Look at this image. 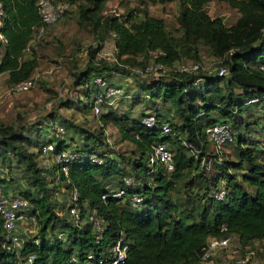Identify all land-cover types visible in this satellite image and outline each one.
<instances>
[{
	"label": "trees",
	"instance_id": "16d2710c",
	"mask_svg": "<svg viewBox=\"0 0 264 264\" xmlns=\"http://www.w3.org/2000/svg\"><path fill=\"white\" fill-rule=\"evenodd\" d=\"M69 1H79L76 24L92 37V43L86 47L84 65L72 74V84L83 96V100L75 96V104L83 110L90 109V96L94 90L90 79L94 74L110 70L122 75L130 73L123 65L144 66L149 50L154 48L163 50L164 54L157 60L166 69L158 71V78L151 81L146 80V76L131 73L135 92H131L126 100L131 104L142 103L146 108L138 117L124 114L123 123H117L111 104H106L108 110L105 112L93 115L97 116V129H88L60 116V125L77 129L83 141L82 145L69 148L75 158L67 164L66 174L57 172L53 164L52 177L47 179L37 151L27 148V136L12 124L0 122V163L7 172L0 181L3 185L6 179L9 180L8 176L17 178L12 174L21 178L24 187L11 193L26 199L25 213L38 223L35 235L26 236L21 232L22 253H33L38 264L46 261L66 264L70 254L80 258L91 250L99 254L120 232L127 242L122 264H192L197 261L205 239L222 234L219 231L222 224L226 232L235 234L242 244L264 237V162L245 145V141L255 135L264 138V69L259 67L264 65V0H221L238 13L229 25L218 16L208 15L204 4L209 0H177V35L146 8L147 2L172 0H140L141 7L134 6L125 14L103 13L106 0ZM0 3L3 10L0 31L6 39L0 46V72L6 74L5 83L11 87L30 76L36 67L34 52L27 54L25 48L29 46L32 27L39 24V16L34 0H0ZM108 37L115 49L113 62L95 57ZM200 46L221 60L225 74L209 73L200 66ZM186 60L199 66L190 71L174 68L173 63ZM165 104L171 108L169 116L166 109L161 108ZM258 108L261 125L246 115L247 111L254 114L252 110ZM149 112L159 121L168 123L170 131L167 135H160L159 123L146 126L141 122V116ZM218 121H224L232 136L236 135L227 143L230 145L234 141L232 149L236 160H223L221 165L242 172L238 180L234 171L227 173L233 180L230 187L228 181L224 182L223 174L201 177L200 172L194 173L201 177L199 185L206 198L198 220L186 222L175 216L169 191L184 170L193 166L195 157H201L204 152L211 155L206 151L208 146L213 153L211 156L220 159L223 150L216 152L203 133L205 125ZM106 124L114 126L119 139L131 143L132 149L122 151L111 146L103 133ZM159 141L168 144L173 151V169L158 168L149 178L146 175L147 155L152 144ZM65 146L54 144V151ZM91 155L101 157V162L92 161ZM125 164L129 165L127 171ZM125 175L133 180L126 186V192L143 193V200L136 208L129 206L127 198L108 196L103 200L100 197L102 192L124 186L122 177ZM221 184L226 190L225 196L222 200H214L211 191ZM7 187L3 186V189L9 192ZM73 189L77 193L73 203L82 217L79 226L67 218L66 211L60 215L55 211L56 206L66 210L71 205L72 200L68 197ZM55 192L60 195L57 199ZM189 201L186 192L185 205ZM208 206L212 208V217L205 220ZM88 211L103 221L104 236L98 243L94 242L86 222ZM161 211L166 213L167 219ZM47 227L51 231L55 228L62 231L63 237L54 234L45 237ZM5 257L6 253L0 250V264L5 262Z\"/></svg>",
	"mask_w": 264,
	"mask_h": 264
},
{
	"label": "rangeland",
	"instance_id": "374dc122",
	"mask_svg": "<svg viewBox=\"0 0 264 264\" xmlns=\"http://www.w3.org/2000/svg\"><path fill=\"white\" fill-rule=\"evenodd\" d=\"M66 1L70 4L69 10H67L55 23L47 26L41 40L39 42L30 43L25 52L28 54V52L32 51L36 56L37 64L32 73V86L25 91L16 92L8 89V87L4 86L0 81V122L12 124L14 127L19 128L20 131H22L21 129L26 130V128H24L25 125L34 123L37 118L42 115L46 116L49 112H54V114L57 115L58 120L60 116H63L74 120L79 125L85 126L88 129H97L99 127L97 116H93L89 108L87 109L86 115L81 116L78 109L67 108L69 104L76 102L74 96H78V98L80 97V99L83 100L80 89L75 88L72 84V74L75 70L79 68L81 69L84 65L87 59L86 47L88 44L92 43V37L83 27L76 24V6L79 1ZM134 6L137 8L141 7L140 0H106L102 6V12L125 14ZM146 8L151 15L161 18L165 27L170 30L172 34H179V28L176 21L177 0L164 3L147 2ZM204 9L209 16L220 17L226 25L233 23L238 15L235 8L230 7L226 2L221 0L207 1L204 4ZM137 15L138 14L136 13V16ZM95 57L109 62L115 61V49L113 47V42L109 37L106 38L104 44L96 52ZM189 61L191 60H186L184 62ZM184 62H177V64ZM199 64L206 72L214 73L219 67H221V60L212 56L205 47L200 46ZM123 75L130 77L131 80L134 79L130 73H124ZM139 78L142 79L144 77ZM236 90L237 89H235V91ZM132 92H135V89L132 90ZM114 101H116L113 106L116 110L115 114L117 116L115 119L117 120V123L122 124V121H124L122 119L124 111L128 109V107L130 109V106L125 101L122 102L121 99ZM166 106V109L170 110L167 104L161 106V108ZM105 107L106 104L101 106V113L108 110V108ZM135 109L136 107L132 110ZM252 111L254 114L247 111V117L252 116L261 125L260 109L258 108L256 111ZM130 117L135 118L138 117V115H134L133 112ZM170 122L172 123V121ZM58 123H60V121H58ZM72 129L73 130L66 131L69 136V131L77 132V129ZM115 130V127L111 124L103 127L104 136L108 138L107 140L110 142L111 146L122 151L124 149L131 150V143L117 140L118 135ZM50 134V130H44L38 133L37 138L39 140H42V138L48 139ZM235 137L236 135L233 134L234 139ZM72 139H76V145L71 144L70 146L78 147L83 144V141H79V139L75 137ZM233 142L230 145L227 144L224 146L220 159L211 156L213 153L210 150V146L207 145L208 147L206 151H210L211 155H207L208 153L204 152L201 157H195L193 166L185 169L181 178L173 182L169 195L175 207V216L184 219L186 222L198 220L204 198H206L204 195L202 196V189L199 185L201 177L207 175L219 177L220 174H223V180L224 182L225 180L228 181L227 184L229 187L233 183V180L228 178L227 173L234 171L236 180L240 178L242 171H232L230 166L224 164V166L227 167L224 168V166L221 165L223 160L235 162L236 158L232 149ZM67 143H65V147L69 145ZM245 145L251 148V151L255 154L258 160L264 162V138L262 136L255 135L254 138L246 140ZM171 152L173 153V151ZM205 159H207V161H205ZM51 161L52 159L50 158L49 162ZM125 166V170L127 171L129 165L125 164ZM14 168L16 170V167ZM197 172H200L201 177L194 174ZM12 175L17 177L15 178V184L12 185V187L21 190L24 187L21 178L15 174ZM3 186H8V182H3ZM186 192L189 194L190 198L187 205L184 203ZM59 196V193L55 192V199L59 198ZM205 209V220H210L212 217V208L208 206ZM56 210L59 215L65 212V209H59L58 206L55 207V211ZM161 213L163 217L167 219L168 216L166 213L164 211H161ZM27 226L31 227L32 231L28 232L26 230L24 233L26 236L34 235L35 232L38 231L37 221L34 222L31 218L23 219L21 223V232H23L24 228ZM44 233L45 237H49L51 234L58 236L59 230L55 228L51 231L49 227H47ZM60 236L63 237V234H60ZM66 241L68 242V240H64V242ZM66 245H68V243ZM254 248L257 252L259 264H264V246H259V244H257ZM211 263L233 264L223 253L213 258Z\"/></svg>",
	"mask_w": 264,
	"mask_h": 264
},
{
	"label": "built area",
	"instance_id": "2783aa9c",
	"mask_svg": "<svg viewBox=\"0 0 264 264\" xmlns=\"http://www.w3.org/2000/svg\"><path fill=\"white\" fill-rule=\"evenodd\" d=\"M37 14L39 16V24L32 27L30 35V43L39 42L43 37L45 28L55 23L65 12L69 9V4L66 0H34ZM3 10L0 3V25ZM113 34V33H112ZM6 39L0 31V46L5 43ZM28 49L26 46L25 50ZM164 54L162 49L154 48L149 50L147 61L144 66H127L131 73L137 75L146 76V80H156L160 73L166 66L160 63L157 58ZM174 68L177 70H194L199 64L194 62L173 63ZM176 65V66H175ZM259 67L264 69V65L260 64ZM217 75H223L226 73L224 67H219L215 72ZM121 76L128 78L130 84H134L133 79L122 75L118 72L110 70L108 72H102L91 76V83L93 86V92L90 96V110L92 115H96L100 112L103 104H110L112 101L121 99L122 97H129V93L122 86V84L116 83L113 78ZM126 80V79H125ZM33 84L32 75L25 79L15 83L9 87L10 90L21 92L29 89ZM141 122L146 126H153L159 123L160 135H167L170 131L168 123L159 121L155 118L153 113H146L141 116ZM203 133L206 140L210 142V145L216 152L223 150L224 146L230 142L233 138L231 130L224 121H218L213 124L205 125ZM189 145V144H188ZM190 146V145H189ZM39 155L50 154L52 163L55 165L57 172L67 173V164L75 158V154L69 149L64 148L59 151H54V143L45 142L40 145L38 149ZM89 158L96 162H101L99 156H89ZM147 170L146 175L151 178L158 168H162L164 171H170L173 169V158L170 148L165 142H155L151 146V150L147 155ZM55 179L58 180V176L55 175ZM122 181L124 186H121L115 190H107L100 194L101 199H105L108 196L112 198H127L130 207H138L143 200L142 192H134L128 194L126 192V186H130L133 180L130 176H123ZM226 190L224 185L221 184L218 188L211 191L212 198L214 200H222L225 196ZM69 200H72L71 205L67 207V218L71 219L75 226H79L82 219L78 207L75 202L77 198L76 190L73 189L69 195ZM27 207V201L25 198L18 196L17 194L6 192L3 189L2 182L0 181V250L6 253L5 262L3 264H38L35 261V255L33 253H22L23 237L17 230V225L25 218H31L35 221L33 216H28L25 213ZM86 222L89 224L91 232L94 236V242L98 243L104 236L103 221L99 216H96L92 211L85 213ZM31 232V227H25L22 234L25 231ZM219 231L222 233L217 236H208L200 249V255L196 262L192 264H212V259L225 254L233 264H259L256 249L253 247L257 244L264 246V237L260 239L251 240L248 243L242 244L237 236L233 233L226 232L224 224L219 226ZM63 232H59L58 237ZM35 235V234H34ZM127 250V242L124 240L122 234L119 232L118 237L108 243L101 249L99 254L88 251L83 257H79L76 254H70L66 259V264H122L125 258ZM43 264H52L46 261Z\"/></svg>",
	"mask_w": 264,
	"mask_h": 264
},
{
	"label": "crops",
	"instance_id": "0c3cea01",
	"mask_svg": "<svg viewBox=\"0 0 264 264\" xmlns=\"http://www.w3.org/2000/svg\"><path fill=\"white\" fill-rule=\"evenodd\" d=\"M32 73H33V71L31 72V75H32ZM5 78H6V74L3 73V72H0V81L3 83L4 86L8 87V89H9V86H7V84L5 83ZM113 79L115 81H117L116 83L122 84V86L127 90V92L129 94L132 92V90L135 89V87H133V84L132 83L130 84V82H129L127 77L123 78V77H119L118 76L116 79L115 78H113ZM129 85H130V88L128 87ZM74 98H75V96H74ZM126 98L127 97H122L121 98L122 102L125 101L130 106V109L128 107L129 110L126 109L124 111V114L126 116L130 117L133 112H134V115H139L141 112L145 111L146 108H145V106L142 103H132L131 104V101L126 100ZM115 102L116 101H112V103H110L114 110H115V108H114L113 105L115 104ZM60 106H62V105H60ZM134 107H136V109L132 110ZM67 108L68 109L69 108L70 109H74V108L78 109V111H80V116L81 115H86V112H87V109L83 110L81 108V106H79L78 104H75V103L69 104L67 106ZM164 108L166 109L167 106L163 107L162 109H164ZM166 111L168 112V116H169V114L171 113V108H170V110L166 109ZM105 126H108V124H106ZM24 128H26V130L22 129V131H23L22 133H23V135L27 136L28 142H29L27 144V148H28V150L33 151V152L37 151L36 156H37V158H38V160H39V162L41 164L42 172H43L44 176L47 179L52 177V174H53V163L49 162L50 154H46V155H39L38 154V149H39L40 145L45 143V142H52L54 144H59V143L65 144V143L68 142L67 144H69V145L67 147H65V148H72V147H75V146H70L71 144L72 145H76V139L74 140L72 138L75 137V138L79 139V141L81 140L80 135L76 131L75 132L69 131L70 136L68 135V133L66 131L73 130V129L72 128H67V127H65L63 125H60V123H58L57 115H55L54 112L53 113L49 112V114L46 115V116L45 115L40 116L39 118H37V120H35L34 123H32L30 125H25ZM44 130H47V131L50 130L51 134L48 136V139L42 138V140H39L37 138V135H38L39 132L44 131ZM115 132L117 133L116 130H115ZM66 135H68V136H66ZM117 135H118V133H117ZM117 140L118 141L120 140L119 139V135H118V139ZM122 141H124V140H122ZM5 174L7 175L5 166L0 163V177L5 175ZM8 177H9V180L8 179L5 180V182L8 181L7 189L9 190V192H13L14 190L17 191V189L15 187H12V185L15 184V179L12 176H8ZM17 230L21 234V221L17 225Z\"/></svg>",
	"mask_w": 264,
	"mask_h": 264
}]
</instances>
